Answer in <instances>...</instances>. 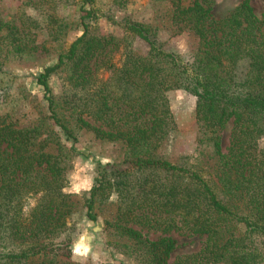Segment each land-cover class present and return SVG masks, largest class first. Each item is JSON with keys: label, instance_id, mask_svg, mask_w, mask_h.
I'll list each match as a JSON object with an SVG mask.
<instances>
[{"label": "trees", "instance_id": "1", "mask_svg": "<svg viewBox=\"0 0 264 264\" xmlns=\"http://www.w3.org/2000/svg\"><path fill=\"white\" fill-rule=\"evenodd\" d=\"M162 1L170 6L163 28L194 39L190 60L163 49L158 25L124 23L120 39L89 34L86 19L93 11L83 9L82 35L37 77L49 110L48 138L57 128L75 142L78 128L122 147L120 161L98 164L84 208L95 221L96 197L116 194L114 217L106 224L126 237L124 249L140 264H263L264 150L256 143L264 135V10L257 16L243 0L215 19L198 0ZM0 27L6 28L4 46L18 40L13 31L18 26ZM135 38L148 44L147 55L131 49ZM114 53H120L117 62ZM242 59L249 60V69L237 83ZM102 67L110 76L104 89H94V72ZM59 69H67L71 91L55 97L47 80ZM178 89L196 98L197 142L208 150L199 152L196 165L156 154L176 128L167 93ZM6 118L0 113V239L16 249L0 253V264H66L58 259L64 242L57 239L73 208L71 196L62 192L69 152L40 140L35 127L19 128ZM229 121L231 139L224 152L222 132ZM134 226L185 229L204 236V246L169 262L175 241L148 239Z\"/></svg>", "mask_w": 264, "mask_h": 264}, {"label": "rangeland", "instance_id": "2", "mask_svg": "<svg viewBox=\"0 0 264 264\" xmlns=\"http://www.w3.org/2000/svg\"><path fill=\"white\" fill-rule=\"evenodd\" d=\"M211 10L215 19L231 12L243 0H198ZM254 13L260 16L264 10V0H249ZM169 4L162 0H93L91 5L84 0H0V24L18 26L13 30L18 40L10 45L0 46V113L7 115V121L19 128L35 127L39 139L57 142L55 148L62 145L68 152L65 158V181L62 192L70 195L73 201L72 213L66 219L63 233L57 242H64L57 252L60 262L66 264H140L139 260L124 249L126 237L120 235L111 222L117 202L116 194L109 198L96 197L94 207L95 221L87 218L84 200L95 184L97 166L113 164L122 159V147L99 140L84 129L73 130L75 142L65 140L59 129L49 137L46 129V117L49 110L43 87L37 83V77L45 67L52 66L59 54L68 50L71 43L83 33L81 16L83 9H92L86 19L89 34L98 36L113 35L123 37L124 23H140L160 26L157 31L163 49L179 54L183 60H190V51L194 39L186 32L173 36L165 26L169 24ZM6 28L0 27V41H4ZM135 52L147 55L148 44L135 38L129 42ZM120 53L113 54V62L119 61ZM249 69V60L238 62L235 76L240 82ZM67 69H59L47 82L51 93L59 97L62 92H70L67 83ZM94 89H104L110 73L105 68L94 72ZM170 112L175 122V130L157 150L156 154L175 164L196 165L201 159L200 153L208 150L197 142L198 128L195 121L196 98L182 89L167 93ZM73 128L72 118L66 117ZM89 123H93L88 119ZM232 123L229 121L222 132L223 151L230 144ZM74 129V128H73ZM49 142V143H50ZM51 144V143H50ZM258 150H264V135L257 140ZM30 199L29 205H33ZM29 205L27 207H29ZM143 237L155 240L170 237L175 241V249L169 262L200 252L204 246V236L185 229H148L133 227ZM56 246V244H55ZM16 249L10 240L0 239V253L13 252ZM264 264V263H263Z\"/></svg>", "mask_w": 264, "mask_h": 264}]
</instances>
